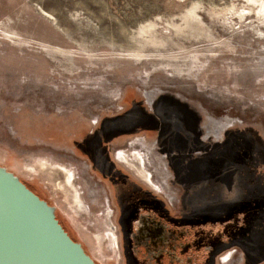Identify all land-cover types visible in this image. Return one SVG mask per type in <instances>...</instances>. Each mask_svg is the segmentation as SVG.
Masks as SVG:
<instances>
[{"label":"rangeland","instance_id":"obj_1","mask_svg":"<svg viewBox=\"0 0 264 264\" xmlns=\"http://www.w3.org/2000/svg\"><path fill=\"white\" fill-rule=\"evenodd\" d=\"M0 165L97 264H124L116 198L242 217L210 264H264V0H0Z\"/></svg>","mask_w":264,"mask_h":264},{"label":"flooded vegetation","instance_id":"obj_2","mask_svg":"<svg viewBox=\"0 0 264 264\" xmlns=\"http://www.w3.org/2000/svg\"><path fill=\"white\" fill-rule=\"evenodd\" d=\"M176 123H179L177 119L173 124ZM142 170L150 172L145 166ZM134 174L141 176V180L164 194L151 178V172L149 181L136 171ZM238 195L240 194H237L235 200ZM116 200L119 211L121 210L118 220L124 264H210L213 256L226 250L232 237L243 230L242 217L235 219L234 216L230 220L208 217L201 222L200 219L203 218L200 217L185 219L183 215L169 214L161 202L155 208L145 204L138 205L129 213V210L122 208L120 200ZM169 201L173 205L176 202L175 198ZM232 258L233 251L223 261L229 262Z\"/></svg>","mask_w":264,"mask_h":264},{"label":"water","instance_id":"obj_3","mask_svg":"<svg viewBox=\"0 0 264 264\" xmlns=\"http://www.w3.org/2000/svg\"><path fill=\"white\" fill-rule=\"evenodd\" d=\"M0 264H97L56 207L0 165Z\"/></svg>","mask_w":264,"mask_h":264},{"label":"bare ground","instance_id":"obj_4","mask_svg":"<svg viewBox=\"0 0 264 264\" xmlns=\"http://www.w3.org/2000/svg\"><path fill=\"white\" fill-rule=\"evenodd\" d=\"M251 1H254V0H251ZM242 13H245V12H243L242 11ZM46 15H48V14H46ZM260 15V14H259ZM239 17V16H238ZM17 22H13V24H16ZM180 43H182L183 45H185V43H188V40H186V39H182V40H180ZM215 44V43H214ZM213 44V45H214ZM220 44V43H219ZM261 50V49H260ZM132 155V154H131ZM131 155H128V154H126V153H124V154H121L120 156H119V158L121 159V161H123L126 165H128L129 167H131L134 171H136L137 173H139L140 175H143L146 179H147V181H149L148 179H149V176H150V172H144L143 170H142V168H144V166H145V163H146V161H145V158L140 154V153H136V154H134V157H132ZM57 166V168L59 169V170H61L62 172H64L63 174H65L66 176V181L65 182H67V184L69 185V187L71 186L72 187V185L73 184H75V183H73V181L72 180H74L73 179V172L71 171V169H69L67 166H65V165H56ZM44 167V166H43ZM46 167V166H45ZM54 167V166H53ZM75 177V176H74ZM64 183V182H63ZM62 183V184H63ZM64 187V186H63ZM62 187V188H63ZM73 187H74V185H73ZM64 189V188H63ZM71 189V188H70ZM73 190H75L74 188H72ZM68 190V193H69V189H67ZM67 190H65V193H66V191ZM92 193V192H91ZM72 194H73V191H72ZM69 196H70V194H68V198H69ZM73 196V195H72ZM71 196V197H72ZM73 198V197H72ZM77 200L79 199V196H77V198H76ZM71 201V200H70ZM85 203V202H84ZM83 204V203H82ZM87 206V205H86ZM81 207V206H80ZM87 208V207H86ZM80 210V209H79ZM82 211V210H81Z\"/></svg>","mask_w":264,"mask_h":264},{"label":"trees","instance_id":"obj_5","mask_svg":"<svg viewBox=\"0 0 264 264\" xmlns=\"http://www.w3.org/2000/svg\"><path fill=\"white\" fill-rule=\"evenodd\" d=\"M171 109H175V110H179V109H177L175 106H174V104L172 105V107H170Z\"/></svg>","mask_w":264,"mask_h":264},{"label":"built area","instance_id":"obj_6","mask_svg":"<svg viewBox=\"0 0 264 264\" xmlns=\"http://www.w3.org/2000/svg\"><path fill=\"white\" fill-rule=\"evenodd\" d=\"M228 254H231V251H229L226 255H228ZM226 255H225V256H226ZM225 256H224V257H225Z\"/></svg>","mask_w":264,"mask_h":264}]
</instances>
